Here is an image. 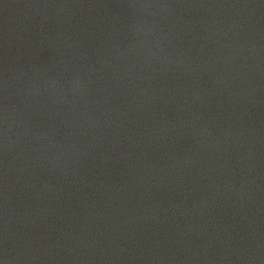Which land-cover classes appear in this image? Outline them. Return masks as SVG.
Instances as JSON below:
<instances>
[{
	"label": "water",
	"instance_id": "obj_1",
	"mask_svg": "<svg viewBox=\"0 0 264 264\" xmlns=\"http://www.w3.org/2000/svg\"><path fill=\"white\" fill-rule=\"evenodd\" d=\"M0 264H264V0H53L0 75Z\"/></svg>",
	"mask_w": 264,
	"mask_h": 264
}]
</instances>
